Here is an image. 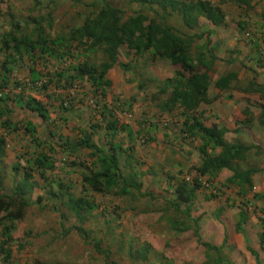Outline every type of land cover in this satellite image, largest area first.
Returning <instances> with one entry per match:
<instances>
[{
  "label": "trees",
  "instance_id": "trees-1",
  "mask_svg": "<svg viewBox=\"0 0 264 264\" xmlns=\"http://www.w3.org/2000/svg\"><path fill=\"white\" fill-rule=\"evenodd\" d=\"M56 1L59 0H50L49 3L54 4ZM68 1L76 11L79 7L76 13L78 22L66 25L52 34L47 31L52 28L54 20L52 13L49 12L46 17L32 19V28L28 32L26 31L28 23L22 27L18 22H11L8 31L0 35L2 55L0 88L9 87L12 84L14 67L18 62L27 61L31 65L29 68L30 83L34 84L45 78L46 82L42 84L41 89H47L53 84L56 90L66 91L77 82L86 83L93 90L95 97L105 100L107 90L111 85L106 75L114 65H118L121 70L125 71L139 58L147 57L144 64L155 61L168 62L173 66L174 72L172 78L163 80L158 86L156 95L165 97L163 100L159 99L157 109L161 114L170 116L176 112L182 118L179 129L181 139L191 142L198 141L200 146L198 147L199 164L193 167L195 176L191 179L169 177L170 198L164 201L165 208L160 210L162 213H165L167 209L174 212V216L168 218V222L176 234L193 229L197 243L204 248L203 264H232L224 253V245L217 247L201 240L198 225L200 218L191 216L192 207L198 198L199 191L204 188V183L212 184L223 169L231 171L232 175L226 179L222 187L226 189L232 186L238 187V196L243 200H247L248 193L252 190L253 176L260 171L258 168L243 165L246 153L253 147L258 150L257 152L261 151L259 146L226 141L225 128H219L214 124L206 126L205 115L198 111L202 104L211 103L207 91L212 83L211 77L215 72L214 65L217 60L212 50L207 48V44L200 43L204 40L205 34L199 31L198 18H204L215 27L225 25L226 15L221 5L228 0H217L215 5L206 0ZM251 1L231 0L239 7L242 4L249 7ZM133 5H135L134 8H132ZM173 18L180 21L183 30L172 25L170 20ZM245 26L244 22L237 23L239 34ZM122 49L127 51L125 53L126 64L117 61ZM97 54L101 55L99 62L93 60ZM262 60L264 61V58ZM37 62L45 65L55 62L61 65V68L52 74L50 72L41 73L34 67ZM13 84L15 88L20 89L17 94H1L0 96L1 127L15 131L10 126L12 122L9 117L13 114V108L10 109L8 105L10 103L15 108L36 114L43 123H48L50 117L46 105L27 94L29 89L25 83L15 80ZM214 86L219 91L237 89L246 92H260L264 98V85H257L251 81L244 89L240 88L238 72L235 70L219 75ZM35 90L32 89V91ZM65 98L69 99V107H61L68 111L74 106L75 99L61 94L58 100L62 103ZM261 110V116L264 117V105L261 106ZM96 113L100 120H97L96 124H90L86 129H79L75 140L57 137L54 132H49L52 142L50 145L39 141L32 121H27L23 125L26 135L40 149L35 152L34 157L25 159L26 171L24 173L18 175L22 169H25L24 166L21 168L19 162L13 164L12 184L9 192L3 191V178L0 172V255L5 264H20L13 263L10 259L12 246L18 245L23 248V240L16 241L12 232L16 228L15 223L23 219L25 208L33 203L31 195L35 189L42 191L43 195L37 196L34 203L39 204L47 199L54 211L56 203L60 201L61 206L67 209L77 222L73 228L62 227L61 238L67 237L72 230H75L83 240L90 239L88 243L107 264H115L111 258L113 253L102 247V239H106L110 234L106 233L102 238L97 234L91 237L92 231L85 230L83 227L93 217V212L97 208L93 198L84 193L111 194L116 197H133L135 193L142 195V183L139 178L143 173L135 171V166L131 163L135 153L132 144L135 142L134 135L140 136V133L133 134L127 124L120 123L106 103L102 104ZM244 115L245 119L242 124L248 127L252 123V115L248 109L244 111ZM261 125L264 127V124ZM99 130L103 132L104 145H99L94 141ZM122 133H125L132 144L127 148L123 147L122 142L117 141V137ZM164 137L166 140L170 138L166 133ZM149 141H154V137H148L145 144ZM6 145L5 136L0 135V167ZM216 150L219 151L215 154ZM83 151H87V154L84 156L78 154ZM19 156L22 157V155ZM55 156H60L58 163ZM68 157L72 158L69 160ZM122 162L127 167L126 173L122 170ZM135 165H140V163L137 161ZM65 168H68L67 176L71 174L80 177L83 191L81 195L73 192L74 184L71 180L48 176V173H54L56 169L60 171ZM35 174L45 183L44 187H40L38 180L34 179ZM207 197L213 200L218 198L212 192ZM263 199L264 195L255 194L251 202L254 204L255 201ZM47 200L45 205L48 204ZM238 209L236 231L240 232L242 225L251 217V214L243 205H240ZM259 212L264 214V205ZM259 221L262 228L259 234L260 247L264 251L262 227L264 221L262 219ZM28 244L26 241V245ZM128 247L127 255L133 262L135 257L130 250L132 246ZM142 248L137 252L140 260H144L149 251V246ZM119 249L122 251L123 247L120 246ZM253 255L257 259V255L255 253ZM35 264L42 263L35 261Z\"/></svg>",
  "mask_w": 264,
  "mask_h": 264
},
{
  "label": "rangeland",
  "instance_id": "rangeland-1",
  "mask_svg": "<svg viewBox=\"0 0 264 264\" xmlns=\"http://www.w3.org/2000/svg\"><path fill=\"white\" fill-rule=\"evenodd\" d=\"M49 1L1 0L0 35L8 31L11 22H18L22 27L28 23L26 28L28 32L32 28V19L46 17L49 12L52 13L54 20L52 28L50 30L47 29V31L52 34L66 25L78 22L76 13L79 7L76 11L68 0H59L54 4H50ZM170 21L172 25L183 30L180 21H176V18ZM125 51L126 49H122L118 55L117 61L122 64L127 63ZM96 56L93 60L99 62L101 55L97 54ZM145 59L147 58H139L137 62L135 61L132 65L130 64V67L127 68L129 70L128 73H130L128 75L119 71V76L124 77L119 80L118 85H113L107 90L108 95L105 100L95 97L93 90L90 89L88 84H80V92L75 97V102H73L74 107L68 111H65L61 107L62 105H60L61 102L58 98L62 93L56 90L53 84L48 86L47 89L27 91V94L31 93L37 100L46 105L50 117L48 123L39 122L37 124V137L40 142H46V145L52 144L47 135L49 132H54L57 137L63 136L75 140L78 137L79 129H86L90 124H96V121L100 120L96 110H100L104 103L109 105V108L115 113L120 123L127 124L128 126L132 125L134 130L138 128L137 126L141 122H146L147 120L152 123L160 122L159 124L163 128V132L170 136L168 140L165 141V138L160 135V139L156 143L148 142V144H145L148 136L145 138L144 136H135V142L132 143L135 153L131 163L134 164L135 171L143 173L139 178L142 183V195L140 196L135 193L133 197H116L111 194L97 195L89 192L84 193L93 198L97 208L93 212V217L83 227L85 230L92 231L91 237H95L97 234L102 238L106 233L110 234L106 239H102V247L109 249L113 253L111 254V258L115 264H203L204 248L197 243L193 235V229L176 234L168 222V218H172L174 212L167 209L165 213H162L160 210L161 208H165L164 201L170 198L168 191L170 190L168 188L169 177L191 179L195 176L193 167L199 164V157L196 151L197 143L194 144V142L189 140L184 141L181 139L177 114L173 116L159 115L156 106H154L155 104L153 102L149 103L148 98L143 95L135 94L134 100L130 101L128 99V96L131 95L134 89L129 90L127 85L131 83V80L135 81L139 75L144 74L143 63ZM1 61L2 55L0 52ZM30 66V63L27 61L24 63L18 62L16 67H14V76L11 82H13L14 78H17V80L29 79ZM133 66L137 67L133 69ZM148 66L151 67V70L156 75L160 73L171 75L174 72L173 66L165 61L150 62ZM34 67L38 72H50L52 74L55 70L60 69L61 65L55 62L47 65L37 62ZM141 69L142 72L140 73ZM115 106H118V108H115ZM12 108L13 114L9 119L12 122L10 126L15 131L3 129L0 123V135H4L7 141L0 167L4 192H9L11 188L13 176L11 168H13V164L19 162L21 168L23 166L25 168V159L34 157L35 152H38L40 149L24 131L23 125L27 121H30L26 112L20 110L18 107L15 108L13 104ZM158 118H160L159 121ZM210 122L212 123V121ZM148 127H151V124ZM102 136L103 132H98L94 137L95 142L99 145L105 144V139ZM117 141L122 142L124 148L132 145L125 133L119 134ZM78 154L84 156L87 154V151L79 152ZM19 155H22V157ZM62 156L66 157V155ZM55 160L58 163L60 156H55ZM137 161L140 165H135ZM124 165L122 162V170L126 173L127 167ZM67 170L68 168L60 171L56 169L54 173H48V176L71 180L74 184L73 192L76 195H81L83 191L81 189L80 177L71 174L67 176ZM25 171L26 168L22 169L18 175ZM34 179L38 180L40 187L45 186V183L38 178L37 174H35ZM220 180H214L212 184L204 183V188L201 189L202 193L198 195L192 207L191 216L193 218L201 216V223H205L211 217L210 213L214 207L208 206L205 203L204 196H207L210 192L213 193L215 190V195L218 198L214 199V206L217 207L219 203L223 204V206L225 205V213L221 214L220 219L226 224L227 232H231V225L237 216V207L240 206V198L232 195L229 189L222 187L223 183ZM39 195H43L42 191L35 189L31 195L33 203L24 210L23 222H17V224H20L19 228L21 229L17 232L15 230V234H13L18 241H20L19 239H25L29 243L22 250L21 255H17L20 259V264H24V261L28 259H34L42 264H107L103 257L98 255L92 245L88 243L90 241L89 238L83 240L75 230H72L65 238L60 237L62 227L70 229L77 225V222L67 209L61 206L60 201L56 203L54 211L47 199V205H45L46 200L39 204L34 203ZM241 200L243 202V199ZM261 208L262 204L254 203L252 209L249 210L251 218H253L259 227V209ZM62 216H64L63 219ZM203 237L206 240V237ZM250 238L253 239L252 236ZM129 245L132 246L130 250L135 257L133 262L127 255ZM120 246L123 247L122 251L119 249ZM146 246H149L147 257L144 260H140L137 252L140 248L143 247L142 249H144ZM116 252L117 254L115 255ZM153 253L158 254L159 257L156 254L153 255ZM230 258L231 260L241 259L240 255L236 254V251L230 254Z\"/></svg>",
  "mask_w": 264,
  "mask_h": 264
},
{
  "label": "crops",
  "instance_id": "crops-1",
  "mask_svg": "<svg viewBox=\"0 0 264 264\" xmlns=\"http://www.w3.org/2000/svg\"><path fill=\"white\" fill-rule=\"evenodd\" d=\"M206 1H209L212 5L217 3V0ZM221 9L226 15L225 25H222L221 27L213 26L202 17L198 18L200 26L199 31L205 34L203 37L204 40L200 43H206L207 48L212 50L213 54L217 58L214 65V74H216L214 76L212 75V83L207 91V95L211 100V103L206 105L202 104L198 111L205 115L206 126L214 124L219 128H225L226 132L224 134V138L226 141L239 142L243 145H253L261 148V151L259 152H257L258 150H256L255 147L251 148V150L246 153V158L243 164L244 166L255 167L260 170L252 178L253 187L247 196V199L251 201L255 194L264 195V127L261 125L264 124V117L261 116V106L264 105V98H262L260 92L255 91L246 92L244 90L237 89L219 91L215 88L214 82L218 79L219 75L227 71L235 70L238 72V82L240 88L244 89L251 81L257 85H264V61L262 60L264 58V0H252L249 7L245 4H242L239 7L232 3L231 0H228L226 3L221 5ZM238 22H244L246 24L245 29L240 31V34L237 31ZM126 52L127 51H125V53ZM136 67L137 66H133L132 68L135 69ZM143 67L144 74L139 75L135 81L131 80V83L127 85L129 90L134 89V91L131 92V95L128 96V99L130 101L134 100L135 94L143 95L148 98L149 103L153 102L155 104L154 106L157 108L159 99L163 100L165 97L156 95L158 86H160V83L163 80L172 78L173 74L165 75L160 73L159 75H156L155 72L151 70V67L148 66L147 62L145 64L143 63ZM119 71H121V73H126L127 75L130 74L128 73L129 70L127 68L124 71L121 70L118 65H114L106 75L107 80L111 83L109 88L113 85H118L119 80L124 77L119 76ZM141 72L142 69L140 70V73ZM155 83L157 84L155 85ZM8 105L9 108L12 109V104L10 103ZM246 109H248L249 113L252 115V123L248 127L242 124V121L245 119L244 111H246ZM22 111L26 112L29 120L35 125V128L39 122L42 123L41 119L36 114L30 113L26 110ZM157 112L161 116L168 115L161 114L158 109ZM174 114L177 113L175 112ZM160 118H158V121ZM210 121H212V123ZM181 122L182 118L178 115L177 123L179 125V129ZM159 123L160 122L152 123L147 120L146 122H141L137 126L138 128L136 130L132 128V125L129 127L132 132H134L133 134H137L139 132L140 136L154 137V141L151 142L156 143L160 139V135L164 137L163 128ZM150 124L151 127H148ZM47 135L49 136V134ZM135 136L137 135H134V137ZM60 137L68 138L63 136ZM102 137L104 138V135ZM196 143V151L199 157L198 147L200 146V143L195 141L194 144ZM218 151L219 150H216L215 154ZM178 159L180 160L179 156ZM231 175V171L223 169L215 180L221 179V183L224 184L226 179ZM228 189L232 192V195H236L237 198H240L238 196V187L232 186ZM200 193H202V190L199 191V194ZM207 196H204V200L206 201L205 203H207L208 206H213L214 208L210 213L211 217L208 218L205 223H201L202 218L201 216H198V218H200L198 225L201 240L217 247L224 245V253L227 255L232 264H264V251L260 247L259 239V234L262 228L259 227L253 218L250 217L242 225L240 232H237L236 223L239 212L237 211V216L234 218L233 224L231 225L232 230L231 232H227L226 224L220 219L222 216L221 214L225 213V205L223 206V204L219 203L216 207L214 206L215 201L213 199H208L209 197ZM241 201L242 200L240 199V205H242ZM254 203H260L263 206L264 199L262 201L257 200ZM17 222L21 223L23 222V219ZM17 222L15 223L16 228L12 232V235L15 234V230L17 232L21 229L19 228L20 224H17ZM203 236L206 237V240L203 239ZM250 236H252L253 239H251ZM13 237L16 241H18L14 235ZM24 240L22 241L24 245L23 248L18 245L12 246L11 262L20 263V259L17 255H21L22 250L25 249L27 240ZM234 251H236L237 255H240L241 259L238 258L231 260L230 254ZM254 253L257 255V259L253 255ZM2 258L3 257L0 255V264H5ZM24 264H34V259H28L27 261H24Z\"/></svg>",
  "mask_w": 264,
  "mask_h": 264
},
{
  "label": "built area",
  "instance_id": "built-area-1",
  "mask_svg": "<svg viewBox=\"0 0 264 264\" xmlns=\"http://www.w3.org/2000/svg\"><path fill=\"white\" fill-rule=\"evenodd\" d=\"M15 80L17 82L25 83L26 87L29 89L27 91H30L32 89H36V90L41 89L42 84H44V82H45L44 79H41L37 83L32 84V83H30L29 79L17 80V78H14L12 81L15 82ZM13 82H12V84H10L9 87L0 89V96H1V94H17L20 91V89L14 87L15 84H13ZM79 92H80V84L78 82L75 83L72 88H70L66 91H61L62 94H65L68 97L70 96V98H73V99H75V97L79 94ZM33 97L35 98V96H33ZM68 101H69V99L65 98L63 100V102L61 103L62 106L65 108L69 107ZM213 193H216L215 190L213 191ZM242 205L244 206V208L247 211H249L252 209L253 203L247 199V200H243ZM259 214H260L259 219H262L264 221V214H261V213H259ZM262 227H263V231H264V225Z\"/></svg>",
  "mask_w": 264,
  "mask_h": 264
},
{
  "label": "clouds",
  "instance_id": "clouds-1",
  "mask_svg": "<svg viewBox=\"0 0 264 264\" xmlns=\"http://www.w3.org/2000/svg\"><path fill=\"white\" fill-rule=\"evenodd\" d=\"M42 79H44V80H45V78H42ZM45 82H46V81H45ZM45 82H44V83H45ZM0 89H3V88H0ZM28 94L32 95L31 93H28Z\"/></svg>",
  "mask_w": 264,
  "mask_h": 264
}]
</instances>
